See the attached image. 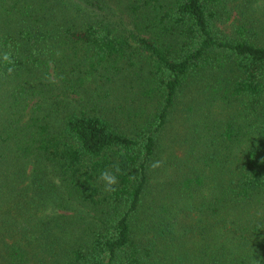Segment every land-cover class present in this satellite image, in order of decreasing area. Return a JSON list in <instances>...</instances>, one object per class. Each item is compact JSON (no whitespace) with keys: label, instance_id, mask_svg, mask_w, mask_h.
<instances>
[{"label":"trees","instance_id":"obj_1","mask_svg":"<svg viewBox=\"0 0 264 264\" xmlns=\"http://www.w3.org/2000/svg\"><path fill=\"white\" fill-rule=\"evenodd\" d=\"M261 2L0 0V264H264Z\"/></svg>","mask_w":264,"mask_h":264},{"label":"rangeland","instance_id":"obj_2","mask_svg":"<svg viewBox=\"0 0 264 264\" xmlns=\"http://www.w3.org/2000/svg\"><path fill=\"white\" fill-rule=\"evenodd\" d=\"M256 7H257V10H263L264 11V2H261V4L257 5ZM256 7L254 9H256ZM183 94H185V95L182 96ZM183 94L180 96V99L176 103L178 108L182 107L183 109H190L195 104V101H189V100H191L190 99L191 94L200 95V97L198 98L199 101H196V103L198 105H203L200 102V100L206 102V98L201 97V94L199 92H196L194 87H192L190 93L188 91H185ZM172 119H174V118H172ZM176 134H177V131H174L173 128H167V129L163 130L161 132L160 139H159V141L161 142V146L164 147V145H170L171 147L175 146L178 148L177 139L175 138ZM165 159H169V157L167 156V153H166L165 147H164V150L159 151L157 161H160L162 163ZM57 209H59V208H57ZM56 211L57 212L54 214V216L58 215L59 213H62V215H69V214L74 215L73 211H66V212H64L63 210L62 211L56 210ZM50 216H52V214H50Z\"/></svg>","mask_w":264,"mask_h":264},{"label":"clouds","instance_id":"obj_3","mask_svg":"<svg viewBox=\"0 0 264 264\" xmlns=\"http://www.w3.org/2000/svg\"><path fill=\"white\" fill-rule=\"evenodd\" d=\"M2 60L5 64L10 65L9 67H7L6 71L8 74H11L14 71V60L12 58L11 52L5 51L2 54ZM160 166H161L160 161H154L150 165V167L153 169ZM119 172H120L119 166L115 165L112 171L105 169L100 173L99 180L103 182L105 192L112 193L116 191V187H115V185L117 184L116 174H118Z\"/></svg>","mask_w":264,"mask_h":264}]
</instances>
